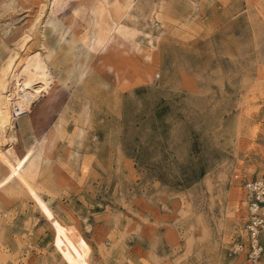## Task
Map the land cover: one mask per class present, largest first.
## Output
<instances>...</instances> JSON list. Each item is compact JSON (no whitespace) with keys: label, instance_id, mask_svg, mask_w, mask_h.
I'll list each match as a JSON object with an SVG mask.
<instances>
[{"label":"rangeland","instance_id":"1","mask_svg":"<svg viewBox=\"0 0 264 264\" xmlns=\"http://www.w3.org/2000/svg\"><path fill=\"white\" fill-rule=\"evenodd\" d=\"M130 1L135 50L87 55L96 0L56 25L49 0H0V78L55 76L9 109L0 264H252L231 247L264 179V0Z\"/></svg>","mask_w":264,"mask_h":264},{"label":"bare ground","instance_id":"2","mask_svg":"<svg viewBox=\"0 0 264 264\" xmlns=\"http://www.w3.org/2000/svg\"><path fill=\"white\" fill-rule=\"evenodd\" d=\"M69 1L49 0L48 4L43 5V12L48 13V8L51 10L50 17L53 19L51 25H56L57 13L63 10ZM130 2V0L126 3H121L120 0H96L92 11L94 39L88 43L84 41L82 45L89 53L87 55L92 52H102L103 54L114 42L119 49L125 48V53L129 54L135 50L132 42L140 33L132 28L126 30L121 24L132 7ZM73 25L74 21L68 30H71ZM68 30L66 33L70 32ZM36 63L37 61L34 62V60L22 62V65H18L16 69L9 63V66L2 72L0 78V148L3 147L8 126L13 125L9 119L10 107H14V113H25L33 107L40 96L50 93V82L55 79V76L51 69L43 65H36ZM52 101L54 98L50 99V102Z\"/></svg>","mask_w":264,"mask_h":264},{"label":"built area","instance_id":"3","mask_svg":"<svg viewBox=\"0 0 264 264\" xmlns=\"http://www.w3.org/2000/svg\"><path fill=\"white\" fill-rule=\"evenodd\" d=\"M247 196L246 239L231 247L234 255L245 254L247 260L256 264L264 252L261 237L264 233V179H255L245 185Z\"/></svg>","mask_w":264,"mask_h":264}]
</instances>
